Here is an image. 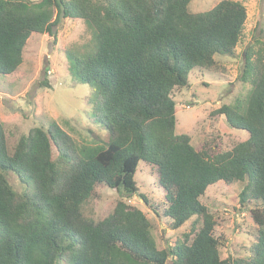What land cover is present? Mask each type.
I'll use <instances>...</instances> for the list:
<instances>
[{"label":"trees","instance_id":"trees-1","mask_svg":"<svg viewBox=\"0 0 264 264\" xmlns=\"http://www.w3.org/2000/svg\"><path fill=\"white\" fill-rule=\"evenodd\" d=\"M189 2L0 0V74L18 68L32 32L54 37L61 18L84 21L93 37L68 54L107 133L105 145L81 144L51 121L21 134L9 153L0 121V264H264V40L244 50L238 79L250 91L213 112L247 137L226 151L210 134L197 150L188 134L175 133L172 91L186 87L196 67L223 70L214 55L234 53L247 12L238 0L200 12ZM140 162L156 168L169 227L191 220L189 243L186 234L158 248L144 212L124 199L102 219L85 213L99 184L148 204L134 177ZM8 171L23 191L8 183ZM217 181L241 182L239 204L251 206L256 226L244 256H221L218 215L199 200Z\"/></svg>","mask_w":264,"mask_h":264},{"label":"rangeland","instance_id":"rangeland-1","mask_svg":"<svg viewBox=\"0 0 264 264\" xmlns=\"http://www.w3.org/2000/svg\"><path fill=\"white\" fill-rule=\"evenodd\" d=\"M218 1L190 0L188 7L194 12L206 11ZM238 1L246 7V21L234 53L214 55L223 70L210 72L196 67L189 76L188 85L172 91L176 102L175 133L188 134L197 150L210 134H217V141L226 151L247 137L245 130L230 128L221 114L213 113L222 104L231 103L235 97L250 91V84L238 79L243 52L254 38L264 40V0ZM53 30L56 32L54 37L46 32H32L23 48L18 68L12 73L0 74V121L9 153L21 134L33 126L47 127L51 121L81 144L105 145L106 129L95 121L87 104L92 87L76 79L68 54V49L90 42L93 33L79 18H61ZM134 177L138 192L144 194L148 204L138 194L126 198L122 192L99 184L95 195L84 204L85 213L95 220L102 219L116 200L124 199L144 212L158 248L182 243L189 234L191 220L177 229L169 227V218L161 213L163 191L157 185L156 168L140 162ZM6 179L14 190H24V184L14 172L8 171ZM241 188V182L226 184L217 181L199 197L201 203L218 215L214 232L222 238V257L246 255L253 241L256 225L250 215L251 206L239 204ZM153 207L157 208L158 215L153 212ZM188 238L189 243L192 235L189 234Z\"/></svg>","mask_w":264,"mask_h":264},{"label":"water","instance_id":"water-1","mask_svg":"<svg viewBox=\"0 0 264 264\" xmlns=\"http://www.w3.org/2000/svg\"><path fill=\"white\" fill-rule=\"evenodd\" d=\"M245 52H243V54H244Z\"/></svg>","mask_w":264,"mask_h":264}]
</instances>
